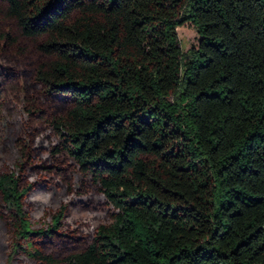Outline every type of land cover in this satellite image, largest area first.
I'll return each mask as SVG.
<instances>
[{
	"label": "trees",
	"instance_id": "1",
	"mask_svg": "<svg viewBox=\"0 0 264 264\" xmlns=\"http://www.w3.org/2000/svg\"><path fill=\"white\" fill-rule=\"evenodd\" d=\"M186 22L198 38L183 50ZM0 61L22 130L51 129L53 155L67 154L111 217L76 250L44 251L64 214L32 226L35 139L0 170L12 252L36 264H264V0H0Z\"/></svg>",
	"mask_w": 264,
	"mask_h": 264
},
{
	"label": "rangeland",
	"instance_id": "2",
	"mask_svg": "<svg viewBox=\"0 0 264 264\" xmlns=\"http://www.w3.org/2000/svg\"><path fill=\"white\" fill-rule=\"evenodd\" d=\"M177 34L183 50L197 43L198 35L193 26L187 22L177 27ZM8 64L14 67L16 62ZM6 72L13 76L16 71L6 70ZM22 128L23 113L19 109L14 93H8L1 87L0 170L10 167L15 160L29 155L31 149L39 147V142L43 143L44 157L33 155L32 160H25L27 179L34 184V188L25 199V206L34 228L50 224L52 215L62 209L64 216L61 219L60 233L63 235L40 240V246L45 252L61 256L89 242L92 233L86 230L90 223L96 225L109 222L110 212L107 211V206L100 202L98 190L90 184H84L74 167L67 168L72 165V160L67 154L59 150L58 156L53 155V144H56V141L51 129L41 122L36 123L27 132ZM18 138L24 143L21 142L19 145ZM39 138H41L39 142L35 141ZM61 166L65 173L72 177H67L60 170ZM11 244V231L5 220L1 218L0 210V264H36L22 253L12 252Z\"/></svg>",
	"mask_w": 264,
	"mask_h": 264
}]
</instances>
